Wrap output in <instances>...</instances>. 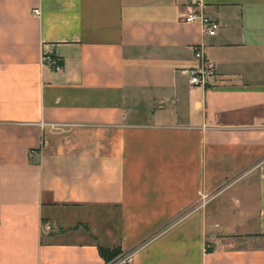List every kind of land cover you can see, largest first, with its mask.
Listing matches in <instances>:
<instances>
[{
  "label": "crops",
  "instance_id": "obj_1",
  "mask_svg": "<svg viewBox=\"0 0 264 264\" xmlns=\"http://www.w3.org/2000/svg\"><path fill=\"white\" fill-rule=\"evenodd\" d=\"M198 44L208 86L182 71ZM99 243L264 264V0H0V264H105Z\"/></svg>",
  "mask_w": 264,
  "mask_h": 264
},
{
  "label": "built area",
  "instance_id": "obj_2",
  "mask_svg": "<svg viewBox=\"0 0 264 264\" xmlns=\"http://www.w3.org/2000/svg\"><path fill=\"white\" fill-rule=\"evenodd\" d=\"M35 11H38L35 8ZM186 21L199 20L204 30L208 34H215L220 26L216 19H213L205 14L191 10L184 15ZM194 58L195 62L193 65L183 68L182 71L187 74L189 82L193 85L208 86L212 83L213 77L215 75V67L213 63L207 58L205 54L204 45L198 44L194 48ZM42 60L46 63L53 65L55 69L61 68V63L59 60L53 56L47 47H44ZM136 250L127 253H121L119 256L109 261L106 264H128L134 257Z\"/></svg>",
  "mask_w": 264,
  "mask_h": 264
},
{
  "label": "trees",
  "instance_id": "obj_3",
  "mask_svg": "<svg viewBox=\"0 0 264 264\" xmlns=\"http://www.w3.org/2000/svg\"><path fill=\"white\" fill-rule=\"evenodd\" d=\"M98 250L100 255L104 258L105 264L122 253L120 246H105L100 243L98 244Z\"/></svg>",
  "mask_w": 264,
  "mask_h": 264
}]
</instances>
